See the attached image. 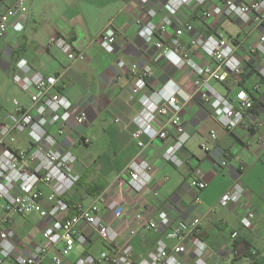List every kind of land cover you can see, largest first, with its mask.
<instances>
[{
  "label": "built area",
  "instance_id": "obj_1",
  "mask_svg": "<svg viewBox=\"0 0 264 264\" xmlns=\"http://www.w3.org/2000/svg\"><path fill=\"white\" fill-rule=\"evenodd\" d=\"M208 2L168 0L161 23L140 21V35L156 49L153 60L164 59L177 69L189 68L195 73L194 85L201 92L204 104L228 132L254 129L261 125L254 118L256 96L246 88H240L234 95L223 94L211 84L245 72L244 61L237 54L235 45L221 33L192 38L191 47L212 59V63L203 64L190 56L181 40L186 31L194 30L191 21L187 20L174 32H169L185 6L201 7ZM147 4L145 0L143 6ZM148 13L153 17L156 10L149 7ZM27 14L25 0H14L0 13V37L9 27L21 33ZM202 14L207 19L219 16L238 19L245 25L250 22L264 25V0H220L213 8L204 9ZM96 39L103 49L115 52L118 33L111 25ZM51 44L64 52L71 63L86 58L85 51L75 50L65 37L53 36ZM253 51L264 56V33ZM117 68L116 78L125 75L130 78L131 98L137 97L141 104L134 118V140L141 148L148 142L159 143L163 160L182 167L187 160L181 152L191 138L182 110L191 96L174 80L160 88H150L148 78L152 72L148 64L127 63L120 59ZM257 73L264 80V63L257 67ZM12 78L27 93L31 105L26 107L14 98L15 109L7 111L0 120V199L4 201V215L0 217V264H211L210 247L199 235L200 215L176 219L167 210L155 214L149 207L145 193L150 191L156 197L160 188H153L155 166L146 158L127 168V185L145 200L131 214L121 204V199L114 196L105 198L104 208L97 204L72 207L67 196L81 176L78 156L73 150L76 139L72 134L77 128L84 129L88 114L86 110L76 108L68 95L55 91L58 76L34 69L26 58L17 60ZM259 88L260 83L254 84V90ZM78 134L77 140L88 142L83 133ZM211 135L217 138L215 131ZM18 136H23L28 145H15ZM260 143L264 146V140ZM203 149L206 152L212 150L207 144ZM221 164L226 166L228 159L224 157ZM208 185L202 177H195L190 182L197 190L194 202L198 211L203 202L202 192ZM245 192L238 178L219 203L223 206L237 203ZM215 210L214 207L208 212ZM32 213L41 219L42 241L32 251L22 253L18 251V236L12 223L14 216ZM255 217V212L249 210L241 216V222L245 227H253ZM143 231L157 234L151 250L134 244ZM98 240L105 248L98 253L87 252ZM76 248L82 249L81 252L75 253ZM217 255L221 260L243 259L248 264H264V251L244 247L238 232L231 234L230 242Z\"/></svg>",
  "mask_w": 264,
  "mask_h": 264
},
{
  "label": "crops",
  "instance_id": "obj_2",
  "mask_svg": "<svg viewBox=\"0 0 264 264\" xmlns=\"http://www.w3.org/2000/svg\"><path fill=\"white\" fill-rule=\"evenodd\" d=\"M0 1L1 13L14 0ZM144 1L25 0L28 14L24 30L18 33L9 27L0 37V71L2 75L12 76L17 60L26 58L34 69L58 76L59 84L55 91L65 93L76 108L86 110L88 122L84 129L77 128L72 134L76 139L73 150L77 153V167L81 174L78 184L67 196L72 207L76 204H97L104 208L105 198L114 196L121 199V204L131 214L145 200L127 185V168L146 158L155 166L153 188H160L156 197L150 191L145 193L153 213L167 210L176 219L200 215L199 235L210 247L211 264H248L243 259L221 260L217 253L227 246L233 232L239 233L244 247L264 251V146L260 143L264 140V80L257 73V67L264 63V56L253 51L264 33V25L255 22L245 25L238 19L219 16L204 18L203 10L211 9L220 2L209 0L201 7L195 4L185 6L169 29V32H174L187 20L193 23L194 30L186 31L181 40L190 56L199 63H212V59L191 47L190 41L194 37L218 36L221 33L237 48V54L244 61L245 72L224 82L212 81L211 84L227 95H234L240 88L250 90L257 99L254 118L261 125L230 133L204 104L201 92L194 85L196 75L191 69H177L164 59L153 60L156 49L140 35L139 22L146 24L151 20L159 25L166 14L168 0H147L148 6L145 7ZM149 7L156 10L155 16H150ZM109 25L118 33L115 52L103 49L96 39ZM53 36L67 38L75 50L85 51L86 58L71 63L64 52L51 44ZM120 59L127 63L148 64L152 72L148 78L150 88L157 89L174 80L191 96L182 110L191 134L181 152L187 160L182 167L163 160L159 143L148 142L145 148H141L134 140V118L141 104L137 97L131 98L130 78L127 75L116 78L117 61ZM256 83H260L259 90L253 89ZM22 104L27 107L31 102ZM12 110H3L0 120ZM212 131H215L216 139L212 137ZM78 133H83L88 142L77 140ZM204 144L210 145L212 150L204 151ZM15 145L26 146L28 141L18 136ZM224 157L228 159L226 166L221 164ZM195 177L209 182L202 192L200 211L194 202L197 190L190 186ZM238 178L246 189L242 200L221 205L220 198ZM81 188L84 193L77 194ZM214 207V212H208ZM249 210L256 215L253 227H245L241 222V216ZM12 226L17 232L19 252L32 251L42 241V222L38 214L16 215ZM156 237L157 234L143 231L135 238L134 244L151 250ZM102 246L105 248L98 240L87 252L98 253Z\"/></svg>",
  "mask_w": 264,
  "mask_h": 264
},
{
  "label": "rangeland",
  "instance_id": "obj_3",
  "mask_svg": "<svg viewBox=\"0 0 264 264\" xmlns=\"http://www.w3.org/2000/svg\"><path fill=\"white\" fill-rule=\"evenodd\" d=\"M17 98L21 103L28 105L30 100L27 96V93L22 90L14 81L10 74L2 75L0 71V113L3 110L8 109L12 110L14 107L13 100ZM76 153V152H75ZM77 155V153H76ZM83 194L84 191L81 188V191L77 194ZM4 201L0 199V217L4 215ZM104 247H101L103 250ZM82 249L76 248L75 253H80ZM75 258V256H73ZM226 264V263H223Z\"/></svg>",
  "mask_w": 264,
  "mask_h": 264
}]
</instances>
